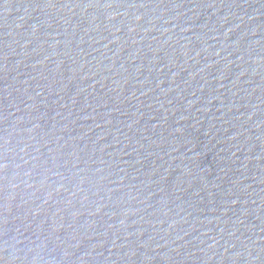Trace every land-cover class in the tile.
Listing matches in <instances>:
<instances>
[{"label":"water","instance_id":"obj_1","mask_svg":"<svg viewBox=\"0 0 264 264\" xmlns=\"http://www.w3.org/2000/svg\"><path fill=\"white\" fill-rule=\"evenodd\" d=\"M0 264H264V0H0Z\"/></svg>","mask_w":264,"mask_h":264}]
</instances>
